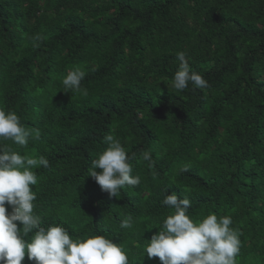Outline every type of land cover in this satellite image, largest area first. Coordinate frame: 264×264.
Listing matches in <instances>:
<instances>
[{
  "label": "trees",
  "instance_id": "16d2710c",
  "mask_svg": "<svg viewBox=\"0 0 264 264\" xmlns=\"http://www.w3.org/2000/svg\"><path fill=\"white\" fill-rule=\"evenodd\" d=\"M179 51L209 87L167 86ZM77 67L87 95L62 89ZM0 106L41 134L27 148L4 144L49 161L33 169L43 226L104 234L130 264H162L133 248L162 228L175 192L196 222L231 217L236 264H264V0H0ZM110 133L141 179L119 197L89 176ZM128 215L133 228L121 229Z\"/></svg>",
  "mask_w": 264,
  "mask_h": 264
},
{
  "label": "clouds",
  "instance_id": "9594fccd",
  "mask_svg": "<svg viewBox=\"0 0 264 264\" xmlns=\"http://www.w3.org/2000/svg\"><path fill=\"white\" fill-rule=\"evenodd\" d=\"M39 35L34 40H41ZM179 68L171 84L167 86L183 91L189 84L193 88L206 89L208 81L193 71L184 51L176 53ZM85 70L75 68L62 80L65 92L83 93ZM39 130L24 127L15 111H6L0 106V264H22L27 254L32 264H130L123 247L104 234L88 235L84 239L72 237L62 224L43 226V220L35 211L37 194L32 186L38 177L33 169L49 167L44 156L33 157L21 154L4 141L27 148L30 141L40 139ZM106 149L93 158L89 176L100 185L110 197H119L125 187L141 184L139 175H133L132 159L122 142L113 134L104 137ZM142 159L151 161L149 151L141 153ZM102 169L97 171L96 169ZM188 165L180 171L186 172ZM163 204L173 209L164 220L162 228L155 233L144 250L149 259L159 257L162 264H236L241 250L240 233L231 227L230 216L210 214L200 222L189 215L191 200L179 197L175 192L165 195ZM7 205L12 207L8 212ZM17 222L22 224L18 227ZM131 215L122 218L121 229L133 228ZM29 234L30 237H29ZM26 237H29L26 239Z\"/></svg>",
  "mask_w": 264,
  "mask_h": 264
}]
</instances>
